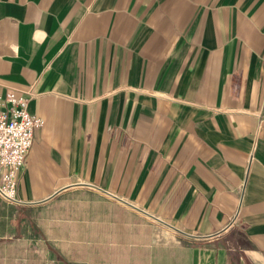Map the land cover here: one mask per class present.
<instances>
[{
    "label": "crops",
    "instance_id": "obj_1",
    "mask_svg": "<svg viewBox=\"0 0 264 264\" xmlns=\"http://www.w3.org/2000/svg\"><path fill=\"white\" fill-rule=\"evenodd\" d=\"M9 92L0 264H264V0H0Z\"/></svg>",
    "mask_w": 264,
    "mask_h": 264
},
{
    "label": "built area",
    "instance_id": "obj_2",
    "mask_svg": "<svg viewBox=\"0 0 264 264\" xmlns=\"http://www.w3.org/2000/svg\"><path fill=\"white\" fill-rule=\"evenodd\" d=\"M30 98L9 92L0 95V197L21 204L17 195L20 173L32 148L35 130L44 119L29 112Z\"/></svg>",
    "mask_w": 264,
    "mask_h": 264
},
{
    "label": "rangeland",
    "instance_id": "obj_3",
    "mask_svg": "<svg viewBox=\"0 0 264 264\" xmlns=\"http://www.w3.org/2000/svg\"><path fill=\"white\" fill-rule=\"evenodd\" d=\"M18 207L7 204L0 197V236H13L16 226V217L18 215ZM1 240V239H0Z\"/></svg>",
    "mask_w": 264,
    "mask_h": 264
}]
</instances>
